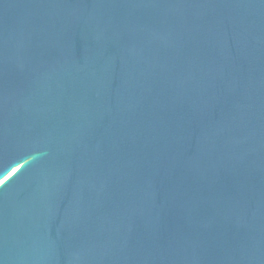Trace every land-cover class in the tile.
Segmentation results:
<instances>
[{
    "label": "water",
    "instance_id": "obj_1",
    "mask_svg": "<svg viewBox=\"0 0 264 264\" xmlns=\"http://www.w3.org/2000/svg\"><path fill=\"white\" fill-rule=\"evenodd\" d=\"M0 264H264V0H0Z\"/></svg>",
    "mask_w": 264,
    "mask_h": 264
}]
</instances>
